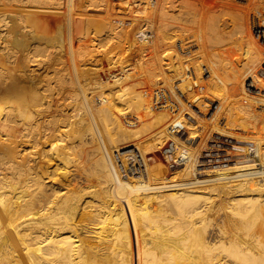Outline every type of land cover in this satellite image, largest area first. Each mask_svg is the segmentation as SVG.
I'll return each instance as SVG.
<instances>
[{
  "label": "bare ground",
  "instance_id": "obj_1",
  "mask_svg": "<svg viewBox=\"0 0 264 264\" xmlns=\"http://www.w3.org/2000/svg\"><path fill=\"white\" fill-rule=\"evenodd\" d=\"M137 1H142L144 5L147 2ZM248 1L211 2L212 6L228 5L239 16L228 13L229 7L223 9L227 13L222 11L224 6H219L220 14L216 13L218 11L215 14L209 12L208 7L197 9L189 0H153L148 6L137 2L140 8L134 7L132 0H126L125 4L122 1L126 11L133 8L131 11L137 18L146 16L148 12L150 21L160 26L164 34L162 38L171 40L167 41L168 44L163 42L164 54L165 48H169L166 54H169L170 60L160 77L156 76L158 71L154 75L163 83L162 89L166 90L165 95L170 98L173 111L156 119L147 116L148 122L144 123L142 103L146 99L141 97L138 100V97L134 100L130 97L133 91L140 90L134 87L135 83L130 87L129 80L124 82L123 74L121 79L117 76L118 80H113L122 90H109L108 87L105 90L100 87L111 84L106 78L104 80L107 81L101 83L99 74L100 78H92L86 76L83 69L79 71V87L71 79L72 76L58 74L62 69L54 68L51 78L43 71L32 69L37 54L46 53V57L52 52L43 42L48 43L53 35L48 37L46 33L42 35L43 32H38L47 28L45 22H50L47 20L50 13L53 15L58 11L57 14L61 15L67 11L80 42L88 35L91 25L96 27L94 30L103 27L105 29L101 31L111 32L124 25L122 20L126 17L116 18L120 22L117 26L116 20L102 22L92 19V16L89 18L90 15L84 13V7L98 10L100 7L96 0H0V264H264V135L260 133L264 124L258 120L257 112V91L264 92V73L260 74L261 70L254 75L258 62L264 61V56H259L260 47H264V0ZM248 3L252 11L248 10ZM202 9L208 12L206 17L204 11L201 13ZM228 17L232 18V25L228 24ZM137 18L133 19L138 21ZM144 19L140 24L142 27L149 23ZM195 26L198 32H190ZM172 29L183 34L177 41L172 39L174 36L168 35ZM155 31L153 35L161 32L154 34ZM128 32L124 35L126 42H136L137 34L132 39ZM117 33L116 37L114 33L108 36L117 38ZM235 38L238 39L236 43ZM256 40L260 43L259 47ZM82 43L78 54L83 59L91 53ZM148 51L150 53V49ZM191 51L199 56L192 55ZM145 55L144 58L148 56L147 53ZM147 60L146 64H149L150 60ZM153 64L158 67L156 62ZM161 65L164 67L163 63ZM6 67L12 69L10 75L4 72ZM141 68L145 72L143 64ZM41 69H44V64ZM114 72H111L112 75ZM201 74L208 76L203 80L204 75ZM153 76H149L152 82L148 76L149 79L142 80L139 76V81L145 87H153V79H156ZM242 80H247L246 85ZM137 84L140 83L137 81ZM192 86L209 92L203 95L199 92L200 95L193 101L198 111L205 110V103L212 98L213 90L222 88L223 93L218 96L228 103L229 108L232 107L230 109L235 107L241 112L238 119L235 115V121L233 112L228 116L225 112L226 117L219 119L223 115L220 110L222 115L217 118L221 127L218 124L213 126L214 132L217 133L215 129L220 128L222 134L235 140L231 158L220 162L219 167L198 169L196 157L199 150L193 148V143L189 145L193 138L190 125H195L197 117L191 115L190 107L182 101L180 93L183 95L184 90H193ZM53 90H56L55 94ZM77 90H81L89 115ZM228 90L238 91L239 96L234 98L236 95ZM71 99L81 119L82 129L75 117L72 120L70 109L65 110L62 117L54 114L57 107H69ZM149 99L154 102L156 97L149 96ZM116 101L123 102L119 110L114 107ZM245 104L253 107L251 111L255 119L249 120L253 126H249L242 113ZM126 107L130 108V112L137 110L141 114V121H136L131 129L125 127L120 115ZM69 120H72L69 124L76 126L77 130L61 136L63 132H60L67 128ZM84 129L89 139L83 137ZM97 134L103 143V150L99 148ZM76 136L79 146L73 143ZM249 142L252 144L246 147L250 152L245 149L239 151L242 144ZM67 143H71L72 150L76 147L77 151L78 146L81 151L79 154L73 151L78 157L81 155L82 163H75L83 167L76 164L75 167L82 170L87 182L81 188L93 187L90 190L95 191L94 195H103L104 199L82 202L83 189L75 187V194L64 189L62 182L65 183L67 178L60 174L64 163L60 164L61 156L54 157L49 151L65 152L69 150ZM58 145H62L61 150ZM76 156L73 153V157ZM78 157L74 158L75 161ZM91 164L96 167L93 169ZM55 180L60 185H56Z\"/></svg>",
  "mask_w": 264,
  "mask_h": 264
},
{
  "label": "rangeland",
  "instance_id": "obj_2",
  "mask_svg": "<svg viewBox=\"0 0 264 264\" xmlns=\"http://www.w3.org/2000/svg\"><path fill=\"white\" fill-rule=\"evenodd\" d=\"M97 1V3H98V6L100 7V8H98V10L96 9V8H94L93 10H87V7H84V9L86 8V10H85V12L84 13H86L85 15L86 16H88V15H90V16H88L89 18L92 16V17H94V18H92V19H98L99 21L101 20L102 22L105 20H112V22H115V20H116V18H119V17H122V18H124V17H126V18H124L123 20H122V23H124V25L122 24V26H118L116 29H113V30H111V32H110V30H109V32H104L103 30L105 29H103V27L102 28H97L98 30H94L96 27H94L93 25H91L92 27L91 28H89L88 29V35L85 37V38H83V39H85V40H83L82 39V41L80 42L77 38H78V36H77V32L74 30V27H72L71 26V19H70V17H69V14L67 13V11H65L64 13H62L61 15H58L57 13H58V11L56 12V14H53L52 15V13H50L51 14V16L49 15V18L47 19V20H49L50 22L48 23V22H45V25H46V29H44V30H38V32H39V34H41L42 32H43V34L42 35H44L45 33V35H47L48 37L49 36H51V34L53 35V36H51V37H53V38H50V40L48 41V43H46V41L45 42H43V43H45V44H47L49 47V51H52L49 55H47L46 57H45V55H46V53H45V55H44V53L42 54V55H39V54H37V58L36 57H34V60L35 61H33L35 64L32 66V69L33 68H35L36 69V71H43V73L45 74L46 73V75H48V77H53L54 76V68H57V69H62L58 74H67L68 76H72L71 77V79L73 80V82L75 83V85H78V87H79V76H80V73H79V71L81 70V69H83V70H85V72H86V76H89V77H92V78H96V77H99V75L101 76V78L100 79H102L101 80V83H104V81H109V83H113L112 85L113 86H111L110 87V85L109 86H106V85H102V87H100V88H104L105 90H108V88H109V90H122V89H119L120 88V86L119 85H116L114 82H113V80L117 77V78H120L121 79V77H122V79H123V81L124 82H127V81H125V80H129L127 83H128V85L130 86V87H132V86H134L133 84L135 83L136 85L134 86V87H137L140 91H138V90H136V91H133V93H132V95L130 96L131 98H133L134 100H137V98H138V100L139 99H141V97H143V100H145L146 99V102H143L142 103V105H144V113H143V115H144V117L145 118H143V119H145V122L144 123H147L148 121H147V116L149 117V118H153V119H156V118H158L159 116H166V115H168V114H170V112L171 111H173V109H172V106H171V103L169 102L170 101V98H168L167 97V95H165L166 94V90H164L165 91V93H164V91H163V89H162V87H163V85H161V84H163L161 81H160V78H157L158 76L160 77V75L162 74V72H164L163 70H165V67L167 66V62L170 60V56H169V54H166V53H168V50H169V48H165V50H166V53L164 54V44L165 43H167V41H171L170 39H166V38H162L163 37V35H162V30H160V26L158 27V25L155 23L154 24V21H150L151 20V16L149 17V13L148 12H146L147 13V15L145 16L144 15V17H142L141 16V18H137V17H135V15L132 13V11L131 10H133V8H131V10L130 9H128V10H130V11H126V7H125V5L123 6V4H125V3H127L126 2V0H96ZM103 1V2H102ZM110 1V2H109ZM121 1V2H120ZM122 1H123V4H122ZM149 1V2H148ZM153 0H147V2H146V4L144 5V3L142 4L141 2H139V1H137V0H132V2H133V4H134V7L135 6H137L138 8H140V6H138L139 4H136L137 2H139L140 3V5H144V6H148V5H150V2H152ZM157 1V0H156ZM186 1H188V0H186ZM190 1V4H193L194 6L196 5V7L195 8H209V9H207V10H209V12H211V13H214V12H216V11H218V12H216V13H218V14H220L222 11H224L225 9H227L228 7H229V12L226 10V11H224V12H228V13H230L231 15H234L235 13H237V15H238V12L235 10V9H232V10H234V11H232L231 10V7L230 6H228V5H220V4H217V5H215V6H212L211 5V2H213L214 0H210V1H204L203 3H202V1L203 0H199V1H197V0H194V1H196V2H192L191 0H189ZM248 1V0H247ZM252 2L253 1H255V0H251ZM250 1V3H251V5H252V2ZM107 2V3H106ZM192 2V3H191ZM249 2V1H248ZM261 2V1H260ZM263 2V1H262ZM103 3V4H102ZM114 3V4H113ZM120 3V4H119ZM189 3V2H188ZM208 3H210V4H208ZM247 3V2H246ZM105 4H106V6H105ZM116 4V5H115ZM206 5V6H203V5ZM245 4V3H244ZM249 4V3H248ZM263 4H264V2H263ZM101 5V6H100ZM109 5H111V6H109ZM113 5V6H112ZM115 5V6H114ZM208 5H210V6H212V8L210 7V6H208ZM250 4H249V8H248V10L249 11H252V9L253 8H251L250 6H251ZM141 6V7H142ZM222 7V6H224V7H222V11L220 12V7ZM102 7V8H101ZM106 7V8H105ZM108 7V8H107ZM109 7L111 8L110 10H109ZM217 7H219V8H217ZM226 7V8H225ZM105 8V9H104ZM128 8V7H127ZM146 8V7H145ZM197 8V9H198ZM219 9V10H217V9ZM103 9V10H102ZM106 9H108V10H106ZM224 9V10H223ZM104 10H106V12L104 11ZM125 10V11H124ZM214 10V11H213ZM247 10V15H248V13H249V11ZM108 11V12H107ZM111 11H113V12H111ZM205 12V17H206V15H207V11H206V9L204 10V9H202L201 10V13L203 14L204 12ZM103 12V13H102ZM109 12H110V14H109ZM88 13V14H87ZM95 13V14H94ZM211 13H209V15L211 14ZM242 13V12H241ZM244 13V12H243ZM244 13V14H245ZM60 14V13H59ZM65 14V15H64ZM96 14H97V16H96ZM115 14V15H114ZM125 14V15H124ZM215 14V13H214ZM57 15L58 16H60V17H57ZM64 15V16H63ZM130 15V16H129ZM203 15V16H204ZM236 15V16H237ZM239 16V15H238ZM54 17H55V19H54ZM63 17H65V19L63 18ZM99 17V18H98ZM103 17V18H102ZM107 19H106V18ZM262 17H263V19H264V15H262ZM63 18V19H62ZM101 18V19H100ZM105 18V19H104ZM111 18V19H110ZM128 18V19H127ZM135 18H137V20L138 21H135L134 19ZM145 18V19H144ZM153 18H155V17H153ZM140 19H141V21H140ZM143 19H144V21H149V23L147 22V24H145V26L143 25V27H142V25H140V24H142L141 22L143 21ZM156 19V18H155ZM154 19V20H155ZM56 20V21H55ZM65 20V21H64ZM227 22H228V24L229 25H232V18H230V17H228L227 18ZM69 22V24H68V22ZM130 21H131V23H130ZM132 21H134V23L132 22ZM155 21H157V20H155ZM65 22V23H64ZM116 26L117 25H120V22H118L117 20H116ZM130 23V24H129ZM153 23V24H152ZM62 24V25H61ZM134 24V25H133ZM60 25V26H59ZM150 25V26H149ZM154 25H155V27H154ZM195 25V24H194ZM49 26V27H48ZM126 26V27H125ZM130 26H132V27H130ZM154 27V31H155V28H156V31L154 32V34L157 32V31H161V32H157L155 35H153V30L151 29V27ZM157 26V27H156ZM191 26H193V25H191ZM146 27H148V28H146ZM94 28V29H93ZM126 28V29H125ZM130 28V29H129ZM144 28H146L145 30H144ZM50 29V30H49ZM93 29V31H92V33H91V30ZM101 29H103L102 31H101ZM159 29V30H158ZM176 29V28H175ZM108 30V29H107ZM144 30V31H143ZM150 32H149V31ZM152 30V31H151ZM173 31L171 32H169L170 34H168V35H171V36H174L172 39H176V40H174V41H177L178 40V38H179V36H181V35H183V34H181L180 32H176L174 29H172ZM199 30V29H198ZM114 31V32H113ZM122 31V32H121ZM124 31H129L128 33L129 34H131L132 35V39H134L136 36H134V34L136 33L137 34V37H138V40H139V42H142L143 41V39H146V43H139L138 42V40L135 42V41H133L131 38H130V40L131 41H133V42H129L128 40H127V42H129L128 44H127V42H126V37H124V35H126V32H124ZM175 31V32H174ZM52 32V33H51ZM118 32V33H117ZM144 32V33H143ZM190 32H192V33H196V32H198L197 31V27L195 26V27H192L191 28V30H190ZM251 32H252V30H251ZM91 33V34H90ZM94 33V34H93ZM107 33V34H106ZM112 33V34H111ZM113 33H114V35H113ZM116 33L118 34L117 36V38H115L116 37ZM141 33V34H140ZM143 33V34H142ZM145 33H147L146 35H145ZM152 33V34H151ZM167 33V32H166ZM177 33H178V35H177ZM105 34V35H104ZM109 34H111V35H113V36H115V37H113V36H108ZM138 34H140V35H138ZM149 34V35H148ZM198 34V33H197ZM90 35V36H89ZM121 35V36H120ZM143 35H144V37H143ZM154 36L156 39V41L154 40V37L152 38V36ZM61 36V37H60ZM93 36V37H92ZM106 36V37H105ZM107 36H108V38H107ZM134 36V37H133ZM147 36H148V38H147ZM110 37H113V38H110ZM60 38H62V40L60 39ZM86 38H87V40H86ZM90 38H91V40H90ZM94 38V39H93ZM139 38H141L142 39V41L139 39ZM158 38V39H157ZM80 39V38H79ZM110 39H113V40H111L110 41ZM55 40H56V42H55ZM61 40V41H60ZM94 40H95V42H94ZM148 40V41H147ZM151 40H153L154 41V44H156L157 45V48L155 47L156 45H154L153 44V41H151ZM237 38H235V42L234 43H236L237 42ZM60 41V42H59ZM84 41H86V42H88L87 44L84 42ZM102 41V42H101ZM110 41V42H109ZM113 41V42H112ZM151 42V44H150V42ZM233 41H234V39H233ZM257 41V40H256ZM53 42H55V43H52ZM82 42H84V43H82ZM138 42V43H137ZM155 42H157L158 44H160L161 45V47H160V45H159V48H158V44L157 43H155ZM163 42H165V43H163ZM52 44V46H50L51 44ZM81 43L85 46V48L91 53V54H87L85 57H83V59L82 58H80V56H79V54H78V49H79V47L81 46ZM104 43H107V44H104ZM126 43V44H125ZM136 43V44H135ZM256 43H258V44H256V46H258L259 47V45H260V43L257 41ZM61 44V45H60ZM125 44V45H124ZM145 44V45H144ZM148 44V45H147ZM163 44V45H162ZM168 44V43H167ZM127 45V46H126ZM142 45V46H141ZM83 46V47H84ZM87 46V47H86ZM139 46V47H138ZM145 46V47H144ZM147 46V47H146ZM51 47V48H50ZM88 47H90V48H88ZM93 47H94V49H93ZM95 47H97V48H95ZM122 47V48H121ZM126 47V48H125ZM128 47V48H127ZM142 47H144L143 49H142ZM123 48H124V50H123ZM147 48V49H146ZM150 49V53H149V49ZM156 49V51H158V53L156 52V54H155V49ZM191 48V47H190ZM262 48V49H261ZM92 49V50H91ZM119 49V50H118ZM121 49V50H120ZM129 49V50H128ZM158 49V50H157ZM160 49V50H159ZM171 49V48H170ZM195 49V48H194ZM98 50V51H97ZM110 50H111V52H110ZM152 50V51H151ZM196 50V49H195ZM264 47H260V49H259V56L261 55V56H264ZM125 51V52H124ZM127 51V52H126ZM137 51V52H136ZM139 51H141V52H139ZM160 51V52H159ZM161 51H163L162 53H161ZM187 51H188V49H187ZM151 52H154L153 54L151 53ZM196 52V51H195ZM263 52V53H262ZM97 53H99V54H97ZM120 53V54H119ZM138 55H137V54ZM147 53V55L149 56H147V57H145L144 58V55ZM193 53V54H192ZM200 54L202 53V52H199ZM106 55V56H104V55ZM141 54H144L143 56L141 55ZM151 56H150V55ZM157 54H158V56H157ZM159 54H160V56H159ZM162 54V55H161ZM191 54L192 55H194L195 53H194V51H191ZM263 54V55H262ZM108 55V56H107ZM122 55H123V58H122ZM155 55V56H154ZM166 55H168V56H165ZM186 55L187 54H185V57H186ZM196 55V54H195ZM194 55V56H195ZM41 58H40V57ZM42 56H44V57H42ZM136 56H137V59H136ZM139 56V57H138ZM146 56V55H145ZM196 56H199V55H196ZM260 56V57H261ZM38 57H39V59L42 61H40L39 59H38ZM90 57V58H89ZM115 57V58H114ZM118 57V58H117ZM155 57V58H154ZM161 57H163V59L161 58ZM89 58V59H88ZM98 58V59H97ZM140 58H141V61H140ZM142 58H144L143 60H142ZM151 58V59H150ZM262 58V57H261ZM38 59V60H37ZM85 62V61H87V62H83L82 60ZM119 59V60H118ZM146 59H148L147 60V62L150 60V63H152V66L153 67H151V64L149 65L148 63L146 64ZM201 59V58H200ZM96 60V61H95ZM153 62H152V61ZM156 60V61H155ZM159 60V61H158ZM184 60H185V58H184ZM262 60H264V58L262 59ZM39 62L38 64V67L40 68H38L37 67V65H36V63L37 62ZM100 61V62H99ZM145 63H144V62ZM141 64H140V63ZM154 62H156V64H158V67H157V65H156V67H154L155 66V64H153ZM259 62H262V61H259ZM259 62H258V64H259ZM96 63V64H95ZM115 63V64H114ZM163 63V66L164 67H161L162 64ZM263 63H264V61H263ZM263 63H260L259 64V66H258V64H257V67H260L261 65L262 66H264V64ZM42 64H44V69H41V67H42ZM119 64V65H118ZM124 64V65H123ZM142 64H143V68L145 69V72H146V74H145V72L144 71H142ZM144 64L146 65V67H147V69L145 68V66H144ZM36 65V66H35ZM84 67H82V66ZM107 65V66H106ZM118 65V66H117ZM137 65V66H136ZM138 65H140V66H138ZM166 65V66H165ZM128 66V67H127ZM31 67V66H30ZM87 67V68H86ZM93 67V68H92ZM117 67V68H116ZM126 67V68H125ZM130 67V68H129ZM138 67H140V68H138ZM150 69H149V68ZM257 67H255V71L254 72H256V73H254V75L256 74H258L257 72H261V70H262V73H260V74H263L264 73V67H260V69H257ZM122 68H123V72H122ZM139 69V71H137L138 69ZM151 68H153V69H155L154 71H152V72H149V71H151V70H153V69H151ZM157 68H159V70L157 69ZM161 68H164V69H161ZM88 69V70H87ZM102 69H103V71H102ZM113 71H112V70ZM140 69H141V71H140ZM91 70V71H90ZM111 70V71H110ZM117 71V73H116V71ZM119 70V71H118ZM126 70H128L127 72H126ZM148 72H147V71ZM259 70V71H258ZM11 71H12V69H10V67H6V68H4V72L5 73H7V75H10V73H11ZM105 71V72H104ZM115 71V72H114ZM157 71H158V73H157ZM88 72V73H87ZM90 72V73H89ZM92 72V73H91ZM108 72V73H107ZM114 72V74L112 75V73ZM142 72V73H141ZM144 72V73H143ZM157 74H156V73ZM137 73H139V75H137L136 76V74ZM147 73H152L151 75L153 76L154 74H156V76L154 75L153 77L154 78H156V79H153L154 81H153V87H145L140 81H139V79H140V77H141V80L142 79H145V78H147V79H149L150 78V80L149 81H151L152 82V77H149V76H151L150 74H147ZM99 74V75H98ZM120 74V75H119ZM123 74V75H122ZM133 74H134V76H133ZM145 74V75H144ZM97 75V76H96ZM106 75V76H105ZM122 75V76H121ZM202 75H204V78L202 77V79L204 80L205 79V77H207L205 74H201V76ZM75 76V77H74ZM104 76V77H103ZM120 76V77H119ZM127 76V77H126ZM131 78H130V77ZM140 76V77H139ZM149 78H148V77ZM108 77V78H107ZM109 77H110V79H109ZM136 77V78H135ZM104 78H106L105 80H104ZM113 78V79H112ZM116 78V80H118ZM127 78V79H126ZM130 78V79H129ZM135 78V79H134ZM76 80H77V82H76ZM156 80H158V82L156 83ZM248 80V79H247ZM247 80H245L244 82H243V80H242V83H243V85H246V83H247ZM134 81V82H133ZM137 81H138V83H140L139 85L137 84ZM249 82H250V80H248ZM246 82V83H245ZM249 82H248V84H249ZM155 83H156V85H157V87H156V85H155ZM245 83V84H244ZM251 83V82H250ZM132 85V86H131ZM174 85V84H173ZM106 87H108V88H106ZM115 87V88H114ZM116 87H117V89H116ZM143 87V88H142ZM144 87H145V90H144ZM141 88V89H140ZM150 88H152V90H150ZM218 89V88H217ZM215 90V92H214V90H213V94L211 95L212 96V98L210 99V101L209 102H207V103H205V110H199L198 111V109H197V112H198V114H197V112H196V110L194 111V110H192L191 109V107L189 108V106H187L186 104V106L191 110L190 112H191V115L193 114L195 117H197V118H195L196 120H195V122H194V126H192V125H190V134H191V136L193 137L192 138V140L190 141L191 143H189V145L191 146V144H192V146H193V148L195 149V147H196V149L195 150H199V152H198V154H197V157H196V159H197V161H196V165H198L197 166V168L198 169H210V168H213V167H219L220 166V162H222V161H226V159H229V158H231V151H232V146H233V144L232 143H234V139L232 138V137H230V136H228V135H226L225 133H221V131H220V128H217V129H215V131H217V133L216 132H214V129H213V126L215 127V125H217V126H220V122H219V119H221V118H223V117H226V115H225V112H227L226 114H227V116H228V113H232V118L235 120V118L236 119H238V117H241V112H239V110H237L238 108H235L234 107V109L235 110H237V111H235L234 109H230V108H232V107H230L229 108V105L227 106L226 104H228V103H225L224 102V100L222 99V98H220V96H218V94L219 93H223V90H222V88H219V89H221V90ZM102 90V89H101ZM129 90H133V89H129ZM143 90V91H142ZM146 90H149V91H147L146 92ZM162 90V91H161ZM78 91V93H79V95H80V97H81V99H82V103H83V106L85 107V109H86V111H87V113H88V115H89V109H88V107H87V104L85 103V100H84V98H83V95H82V93H81V90L79 91V90H77ZM188 90H186V92H187ZM205 91V92H204ZM204 91H201L202 93V95H203V93H207V90H204ZM222 91V92H221ZM228 91H230V90H228ZM54 94L56 93V90H53L52 91ZM185 94H181L180 93V96L182 97V96H184L183 97V99H182V101L184 100V98H189V97H191V106H193L194 105V100H196L197 99V96H198V94L200 95V93L199 92H195L194 91V93L192 92V94L191 93H186L185 92V90L183 91ZM139 93V94H138ZM209 93V92H208ZM207 93V94H208ZM217 93V94H216ZM230 93H232L233 95H236L234 98H236V97H238L239 96V93H238V91H234V92H231L230 91ZM257 97H259L258 99H257V103H258V105H257V108H258V110H257V112H258V114H259V118H258V120H261V122L264 124V92H261V91H257ZM136 95V96H135ZM189 95H191V96H189ZM196 95V96H195ZM220 95V94H219ZM238 95V96H237ZM134 96V97H133ZM149 96H151L153 99H155V97H156V101L154 100V102H156L155 104H153L154 102L152 101V99H149ZM136 97V98H135ZM196 97V98H195ZM193 98V99H192ZM218 100V101H217ZM222 100V101H221ZM71 102H72V104L74 105V103H73V101H72V99L71 100H69V104H71ZM184 102V101H183ZM120 103H123V102H114V107L115 108H117V110H119V109H121L122 107L121 106H123V104H120ZM220 103V104H219ZM224 103V104H223ZM245 103H247V102H245ZM69 105V107H65V105H62L61 107H57L55 110H54V114L56 115V116H58V117H62V115L65 113V110H69L70 109V116L72 117V120L74 119L73 117H75V121L78 123V126H80L79 128L80 129H82V126H81V119L79 118V115H77V110H75L76 108H75V105L73 106V105ZM153 104V105H152ZM193 104V105H192ZM149 105V106H148ZM45 106H46V104L45 105H43V107L42 108H45ZM73 106V107H72ZM146 106V107H145ZM158 106V107H157ZM195 107H196V103H195V105H194ZM226 106V108H224ZM54 107V106H53ZM65 107V108H64ZM166 107V108H165ZM229 109H228V108ZM129 107H126V108H124L125 109V111H124V109H123V111L122 112H120V115L122 116V120H123V122H124V125H125V127L126 128H128V129H131L132 128V125L134 124V123H136V121L137 122H140L141 121V114H140V112L139 111H137V110H135V111H133V112H130L131 110H130V108L128 109ZM142 108H143V106H142ZM146 108H148V110L146 109ZM150 108V109H149ZM164 108V109H163ZM196 108H198V106L196 107ZM251 108L253 109V107H249V105H247V104H245L244 106H242V113L244 114V116H245V118L247 119V123L249 122V120H254L255 119V117H254V112H252L251 111ZM170 109V110H169ZM215 109H216V111H215ZM226 109H228V110H226ZM64 110V111H63ZM73 110V111H72ZM162 110V111H161ZM169 110V111H168ZM212 110V111H211ZM223 111V115H222V112L221 111ZM225 110V111H224ZM230 110H231V112H230ZM233 110V111H232ZM215 111V112H214ZM235 111V112H234ZM75 112V113H74ZM151 112V113H150ZM200 112V113H199ZM239 113V115H237L238 113ZM219 113V114H218ZM221 113V114H220ZM237 113V114H236ZM74 114V115H73ZM150 114V115H149ZM152 114V115H151ZM215 114V115H214ZM234 114V115H233ZM220 115H222L221 117H219ZM235 115H236V117H235ZM69 116V117H70ZM77 116V117H76ZM234 116V117H233ZM185 117H187V115L185 114ZM217 117H219V119L217 118ZM78 118V119H77ZM231 118V117H230ZM137 119V120H136ZM167 119V118H166ZM184 119H186V118H184ZM216 119V120H215ZM232 119V120H233ZM71 120V121H72ZM78 120V121H77ZM129 120V121H128ZM218 120V121H217ZM229 120H231V119H229ZM70 120H69V122L66 124V125H68L70 122H71ZM236 121V120H235ZM128 122H129V124H128ZM131 122V123H130ZM196 122H201L200 124L201 125H199L198 123L196 124ZM203 122V123H202ZM210 122V123H209ZM217 122V123H216ZM170 123V122H169ZM209 123V124H208ZM249 124V126H253L254 124L253 123H248ZM69 125H71V126H69ZM68 126H67V128L66 129H64V131H61L60 133H62L63 132V134H61V136H65L67 133H70V132H72L73 130H77V127L76 126H72V124H69ZM198 125H199V127H198ZM256 125H257V123H256ZM196 126V127H195ZM74 129H73V128ZM198 127V128H197ZM205 127V128H204ZM221 127V126H220ZM261 127H264V126H261ZM67 129H68V131L69 132H67ZM70 129V130H69ZM86 129H84L83 131H84V138L86 139V138H88L89 139V135L86 133V131H85ZM94 131L97 133V130L95 129V127H94ZM86 133V134H85ZM200 133V134H199ZM219 133V134H218ZM260 133L262 134V135H264V128L262 129V130H260ZM57 134H59V133H57ZM60 135V134H59ZM86 135V136H85ZM198 135H200L199 136V138L197 137ZM97 136H98V134H97ZM77 138H74V145H76V143H77V145L79 146V138H78V136H76ZM78 139V140H77ZM97 139H98V142H99V144L101 145V146H99V148L100 149H104V147H103V143L101 142V140H100V138H99V136L97 137ZM196 141V142H195ZM261 141V140H260ZM196 143V144H195ZM229 143H231V144H229ZM71 144V143H70ZM69 143H67V149H69V150H65V152L63 151H60V152H56V150H54V149H50V151H49V153H51V155L52 156H54V157H56L57 155L60 157L61 156V159H60V164L62 165V163H64L63 164V166H61V168H60V174H64V176H63V178L64 179H66L67 181L64 183V182H62L63 183V185H65L64 186V189L66 190H68L69 192L68 193H71V194H75L76 193V189L77 188H79V189H83L82 190V193H81V199H82V202H88V201H96V200H98V199H104V196L102 195V196H96V195H94V192L95 191H93V190H90V189H94L93 187H90V188H81V187H83L84 185H87V182H85V179H84V177H83V175H82V170L80 169V168H82L83 166H82V164H80V163H82L81 162V160H80V158H81V155H79V157H78V152H80L81 153V151L79 150V147L77 146V151H76V147H75V152L76 153H78V154H75V152H73L74 150H72L71 149V145H70ZM199 144V149L197 148V145ZM204 144V145H203ZM248 144H252V142H249V143H244V144H242V147L241 148H239V151H242V150H244L245 149V151L247 150L248 151V149H247V145ZM202 146V147H201ZM245 146V147H244ZM53 147V146H52ZM55 147H57V145H55ZM58 147L60 148V150L62 149L61 147H62V145H58ZM70 147V148H69ZM201 147V148H200ZM244 147V148H243ZM52 150H53V152H52ZM72 150V151H71ZM68 151V153H66ZM244 151V152H245ZM246 151V152H247ZM74 153V155L76 156V157H73V153ZM248 152H250V150L248 151ZM53 153V154H52ZM55 153H57V154H55ZM63 153H64V156H63ZM222 154V155H221ZM68 155V156H67ZM116 155V161H118V157H117V154H115ZM240 155H241V153H240ZM66 156V157H65ZM69 156H70V158H69ZM63 157H65L64 159H63ZM79 158V159H76V161H75V159L74 158ZM72 158L74 159V160H72ZM62 160H64V161H62ZM69 160H72V161H69ZM83 160V159H82ZM77 161H79L78 163L79 164H76L77 163ZM238 162H240V160H237ZM241 161H243V160H241ZM76 162V163H75ZM74 163V164H73ZM84 163V162H83ZM75 164L78 166V167H80V166H82V167H80V168H78V167H75ZM89 164L90 163H88L87 165L89 166ZM92 165V164H91ZM93 165H95V164H93ZM93 165H92V168L94 169L95 167H93ZM91 167V166H90ZM222 167V166H221ZM75 168H77L79 171H77V169H75ZM63 171V173H62V171ZM81 172V173H80ZM80 174H81V176H80ZM56 181V180H55ZM54 181V182H55ZM68 182V183H67ZM67 183V184H66ZM71 183V184H70ZM56 185H60V182L58 183L57 181H56V183H55ZM68 185V186H67ZM75 185V186H74ZM72 186V187H71ZM75 187H77V188H75ZM69 188V189H68ZM72 188V189H71ZM75 189V190H74ZM72 190V191H71Z\"/></svg>",
  "mask_w": 264,
  "mask_h": 264
},
{
  "label": "built area",
  "instance_id": "obj_3",
  "mask_svg": "<svg viewBox=\"0 0 264 264\" xmlns=\"http://www.w3.org/2000/svg\"><path fill=\"white\" fill-rule=\"evenodd\" d=\"M139 35V34H138ZM139 39H141V38H139ZM141 41H142V39H141ZM146 41V39H143V43H146L145 42ZM191 70V69H190ZM190 74L192 75V73L190 72ZM192 89L193 90H188L186 93H191L192 94V91H195V92H201L200 90H197L198 89V87L197 86H192ZM195 89V90H194ZM185 96V95H184ZM184 96H182L181 98L183 99V97ZM184 103H186L189 107H191L192 109H194V110H197L196 108H195V106H191V97H189V98H184Z\"/></svg>",
  "mask_w": 264,
  "mask_h": 264
}]
</instances>
